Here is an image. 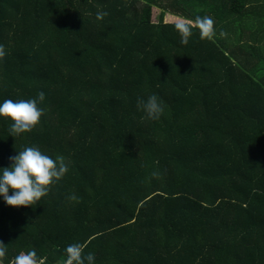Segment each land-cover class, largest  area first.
Instances as JSON below:
<instances>
[{
    "label": "trees",
    "instance_id": "trees-1",
    "mask_svg": "<svg viewBox=\"0 0 264 264\" xmlns=\"http://www.w3.org/2000/svg\"><path fill=\"white\" fill-rule=\"evenodd\" d=\"M166 14L216 36L182 45ZM0 45V104L45 94L33 131L0 117V169L26 147L69 169L33 207L0 196L4 264L73 243L94 264H264V0H0Z\"/></svg>",
    "mask_w": 264,
    "mask_h": 264
},
{
    "label": "clouds",
    "instance_id": "clouds-1",
    "mask_svg": "<svg viewBox=\"0 0 264 264\" xmlns=\"http://www.w3.org/2000/svg\"><path fill=\"white\" fill-rule=\"evenodd\" d=\"M108 15L105 11H98L97 20H103ZM214 20L210 16H196L194 20H186L178 17L174 23V28L180 35V43L187 45L193 35V27L199 30L201 40H213L216 36ZM221 36L226 33L221 31ZM6 56L3 45H0V60ZM45 99L44 92H40L37 98L28 100L13 101L6 99L0 104V117L10 118V136L17 137L21 133L31 132L36 128L44 115V110L39 104ZM138 109L146 113V117L151 120H159L164 112V108L158 97L153 94L145 101L143 98L137 99ZM11 167L0 169V196L5 202L13 207H30L39 203L42 197L48 195L51 187L59 182L68 172L65 158L58 155L55 159L45 155L38 147H26L18 152V155L10 157ZM153 177L158 173L153 172ZM12 192L9 195V192ZM75 201V195L70 197ZM86 243H73L66 247V258L57 261V264H94V253L85 254ZM7 248L0 242V264H4ZM11 264H43L36 251L30 250L27 253L21 252L15 256Z\"/></svg>",
    "mask_w": 264,
    "mask_h": 264
},
{
    "label": "rangeland",
    "instance_id": "rangeland-1",
    "mask_svg": "<svg viewBox=\"0 0 264 264\" xmlns=\"http://www.w3.org/2000/svg\"><path fill=\"white\" fill-rule=\"evenodd\" d=\"M159 12H160L159 9L152 8L151 19L152 20H156ZM164 18H165L166 21H176V19H177V17H173V16L168 15V14H166Z\"/></svg>",
    "mask_w": 264,
    "mask_h": 264
}]
</instances>
